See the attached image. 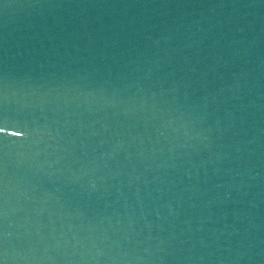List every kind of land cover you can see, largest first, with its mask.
<instances>
[{
    "label": "water",
    "instance_id": "1",
    "mask_svg": "<svg viewBox=\"0 0 264 264\" xmlns=\"http://www.w3.org/2000/svg\"><path fill=\"white\" fill-rule=\"evenodd\" d=\"M143 0H0V264H153Z\"/></svg>",
    "mask_w": 264,
    "mask_h": 264
}]
</instances>
